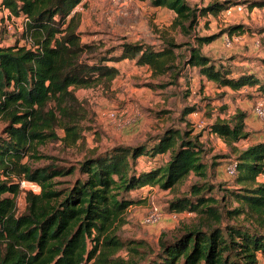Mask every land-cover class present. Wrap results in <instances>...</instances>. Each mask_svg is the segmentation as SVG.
<instances>
[{
  "label": "trees",
  "instance_id": "1",
  "mask_svg": "<svg viewBox=\"0 0 264 264\" xmlns=\"http://www.w3.org/2000/svg\"><path fill=\"white\" fill-rule=\"evenodd\" d=\"M149 1L174 12L173 27L195 44L163 38L159 46L123 41L105 49L82 41L76 8L83 0H0L2 13L28 20L18 39L0 41V264H260L264 258V140L241 146L249 136L241 112L211 125L236 153L235 188L220 202L212 187L196 183L189 198L172 202L171 213L196 217L179 235L162 233L155 255L143 242L122 241L116 230L130 206L141 202L134 195L144 188L169 190L192 175L208 178L204 146L192 131L168 127L134 145L91 151L75 166H34L49 159L39 147L81 137L88 115L75 91L109 89L120 75L117 64L126 60L154 77H170V84L189 69L218 89L256 87L264 95V82L250 68L204 54L203 46L216 35L194 33L200 19L240 5L263 9L264 0H210L201 7L186 0ZM58 130L65 132L63 139ZM22 181L37 184L40 192L23 190ZM122 250L127 259L117 256Z\"/></svg>",
  "mask_w": 264,
  "mask_h": 264
},
{
  "label": "rangeland",
  "instance_id": "2",
  "mask_svg": "<svg viewBox=\"0 0 264 264\" xmlns=\"http://www.w3.org/2000/svg\"><path fill=\"white\" fill-rule=\"evenodd\" d=\"M186 1L190 6L197 7L198 4H208L210 0ZM242 7V11H238L236 6L217 17L200 19L194 33L218 37L203 46L205 55L224 60L234 67L250 68L264 82V42L260 33L264 29V24H261L264 15H257V12L251 15L247 8ZM76 12L81 13L82 41L100 42L105 49L117 47L123 41L159 46L163 38L195 44L192 38L185 37L173 27L174 12L153 8L149 0H83ZM3 16L0 10V41L11 43L19 38L21 23L6 22ZM231 25L245 27L244 32L235 30L230 34L227 29ZM257 41L261 42L260 47L256 46ZM117 65L120 75L109 89L98 87L75 91L88 115L81 124L79 140L76 143H64L62 140L49 142L39 147L40 154L49 159L33 162L34 166L54 162L59 167H71L91 151L102 152L121 144L134 145L168 127L192 131V137H197L204 146L202 158L209 169L208 178L203 180L192 175L182 185L169 190L159 186L144 188L134 195V199L141 202L130 206L124 215L125 224L116 230L122 241L143 242L148 245L151 255H155L162 233H166L168 238L179 235L196 217L187 211L171 213L172 202L189 198L191 187L196 183L212 187L211 195L220 202L229 190L235 188V179L226 173V168L234 161L236 153L222 138L212 133L211 125L216 121H229L241 112L246 115V131L249 134L241 146L263 141L264 120L254 115L253 108L259 99H264V95L256 87L233 94L217 92L215 86H209L207 95L199 97V82L194 77V70L189 72L187 69L184 76L170 84L173 81L170 77H154L149 69L138 67L132 61ZM110 111L117 113V122L109 120L107 114ZM187 114L192 115L189 119L194 121L193 124L185 118ZM57 134L61 139L65 137L63 130H58ZM221 205L226 206L224 203ZM154 206L160 209L162 218L157 224L146 225L144 219ZM24 209L21 195L18 211L21 213ZM117 256L127 259L129 254L127 250H122Z\"/></svg>",
  "mask_w": 264,
  "mask_h": 264
},
{
  "label": "built area",
  "instance_id": "3",
  "mask_svg": "<svg viewBox=\"0 0 264 264\" xmlns=\"http://www.w3.org/2000/svg\"><path fill=\"white\" fill-rule=\"evenodd\" d=\"M238 11H242L243 7L237 6ZM4 21L6 20V22H8L9 20L12 21H16L18 23H21L20 25V32L24 31L25 26L28 22L27 19L23 18V17H14L12 16L9 12H4V16H3ZM1 27V26H0ZM256 46L260 47L261 46V42L257 41L256 42ZM253 113L254 115L259 118L264 120V99H259L254 108H253ZM109 120H111L112 122H117V113L115 111H110L107 114ZM216 136H218L217 134H215ZM226 173L234 178L237 175V163L236 161H232L231 164L228 165V167L226 168ZM21 188L23 190H30L34 193H39L40 192V187L35 184V183H30V182H26V181H22L21 182ZM162 218V212L160 211V209L157 206H154L152 208V210L150 211V213L145 217L144 219V224L146 225H154L157 224Z\"/></svg>",
  "mask_w": 264,
  "mask_h": 264
},
{
  "label": "crops",
  "instance_id": "4",
  "mask_svg": "<svg viewBox=\"0 0 264 264\" xmlns=\"http://www.w3.org/2000/svg\"><path fill=\"white\" fill-rule=\"evenodd\" d=\"M207 5V4H206ZM197 7H200L201 6V4H198V5H196ZM205 6V5H204ZM251 12V15H254L256 12H257V15H259V14H263L264 15V8L263 9H257V8H255L254 10H252V11H250ZM264 24V19L261 21V24ZM262 36L264 35V34H261ZM8 44V43H7ZM215 59V58H214ZM126 61H128V60H126ZM124 62V61H123ZM122 63V62H121ZM119 65H117V67H118ZM119 68V67H118ZM141 68H143V67H141ZM145 68H147V67H145ZM148 69V68H147ZM189 72H191L190 70H189ZM194 73L196 74V76H194V77H197V79H198V82H199V90H200V92H199V97L200 96H206L207 95V88L209 87V86H215L213 83H211V82H208L207 81V79L206 78H204L202 75H200V74H197V72L194 70ZM191 76V75H190ZM216 87V86H215ZM216 91L217 92H232L233 94H236V93H238V92H240V91H232V90H230V89H228V88H223V89H217V87H216ZM243 92V91H242ZM191 114H187L186 116H185V118H188V120H189V122L190 123H194V121L193 120H191V119H189V118H191ZM160 133V132H159ZM145 141V140H144ZM260 141H262V140H258V142H260ZM256 143V142H255ZM252 144H254V142L252 143ZM252 144H249V145H252ZM249 145H245V146H249ZM146 188H148V187H146ZM145 188V189H146ZM260 259H261V263L260 264H264V258L261 256L260 257Z\"/></svg>",
  "mask_w": 264,
  "mask_h": 264
}]
</instances>
